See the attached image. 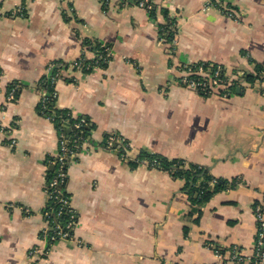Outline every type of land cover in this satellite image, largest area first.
Here are the masks:
<instances>
[{
	"label": "crops",
	"instance_id": "0c3cea01",
	"mask_svg": "<svg viewBox=\"0 0 264 264\" xmlns=\"http://www.w3.org/2000/svg\"><path fill=\"white\" fill-rule=\"evenodd\" d=\"M138 1L0 0V264H254L264 0H152L153 12ZM98 44L112 53L105 66L68 67L95 60ZM203 62L227 80L210 95L180 82L185 66ZM51 77L57 107L86 119L89 135L65 167L75 241L33 255L51 226L48 163L61 150L56 124L39 111ZM113 135L127 158L107 148ZM143 152L183 159L228 186L210 182L195 204L191 184L140 163Z\"/></svg>",
	"mask_w": 264,
	"mask_h": 264
},
{
	"label": "built area",
	"instance_id": "2783aa9c",
	"mask_svg": "<svg viewBox=\"0 0 264 264\" xmlns=\"http://www.w3.org/2000/svg\"><path fill=\"white\" fill-rule=\"evenodd\" d=\"M106 2V1H105ZM138 5L140 7H144L149 11L153 7L152 0H139ZM18 13L20 15H24L22 9H19ZM227 15L233 17V13L231 11H227ZM170 30L172 34L173 41L177 35L178 29L174 25H170ZM107 56L102 57L105 63L109 61V57L112 55L111 51L107 48ZM96 66H100V61L97 59L95 61ZM83 58L78 59L74 63L68 65V67L74 72H83L84 69H90V65H87L86 68L83 67ZM188 76L183 77L180 82L187 87L193 88L204 95H210L214 92L215 88L221 85L226 84L227 80L222 73V67L220 65H214L210 63H199L193 65L185 66ZM55 78H50V83L54 84ZM19 88V84H14L10 90L7 91V99L8 101H13L16 97L17 91ZM51 96L56 98V92H51ZM48 98L46 95L42 96L41 102H48ZM86 123V119H82L81 122L76 124V127L79 128L81 125ZM0 131L3 129L0 128ZM78 139L75 138L73 140V147L69 146V138L63 133L60 132V154L55 158L49 161V165L54 170V174L50 176L49 181L46 185V194L49 201L56 202L59 207L56 211H53V214L47 212V216L50 218L54 216L56 218L61 217L65 210H69L71 213V220L65 223L64 225L57 221L53 227L47 228L42 233L41 241L44 243V247H37L31 253L33 255L37 254L40 251L44 253L48 252L50 245L57 240H66V241H75L73 237V228L75 221L72 218L75 217V212L71 207L70 199L68 196H64V186L66 184V171L65 167L69 160L76 158L77 150L76 144ZM16 144V140L13 139L10 142V145L13 147ZM107 148L111 150H117L119 147L123 149L125 152L122 153V157L125 159L128 157L127 145L125 144V140L121 137L117 136H109L106 141ZM140 162V161H139ZM140 163H144L150 166V162L148 160H142ZM255 214L258 221V232L256 239V254L254 257V264H264V209L262 206L257 205L255 209ZM47 245V248H45Z\"/></svg>",
	"mask_w": 264,
	"mask_h": 264
},
{
	"label": "trees",
	"instance_id": "16d2710c",
	"mask_svg": "<svg viewBox=\"0 0 264 264\" xmlns=\"http://www.w3.org/2000/svg\"><path fill=\"white\" fill-rule=\"evenodd\" d=\"M151 12L155 11L154 7L150 10ZM166 14V13H165ZM95 52L97 54L95 60H88L86 58H83V64L84 68H86L87 65H90V69H84L83 72L87 73L92 71L93 67L95 65V61L99 59L100 61V67L105 66L106 63L100 59V56L106 57L107 56V47L98 44L96 45ZM110 59V57L108 58ZM261 68L257 67V71L259 72ZM261 80H264V75H258ZM16 84L15 82L12 83L8 90ZM41 87L46 91L45 95L48 98V102H40L39 104V111L45 116L50 118L57 126L59 134L60 132H63L67 138H69V146L73 147V140L75 138L78 139L76 144V150L80 149L82 143L87 139L89 135V125L87 123H84L81 125V127L77 128L76 124L81 122L82 118H75L73 114L68 110H61L56 105V98L51 96V92L54 91L53 84L50 83V79L45 78L43 83L41 84ZM67 127L70 129L69 133L66 131ZM141 162L142 160H148L150 162V166L154 168H159L168 171L173 177L176 178H184L186 179L187 183L189 182L191 184L192 189L194 192L198 193V197L193 198V202L195 204L200 205L202 202L207 200V195H205V192L209 189V183L214 182L215 184V191L224 189L228 186L226 182H223L221 180L214 179L206 174L205 171H203L200 167H195L194 165H190L187 161L183 159H177V160H168L165 158H162L156 154L143 152L140 157L138 158ZM139 162H137L138 164ZM54 170L49 169V175H53ZM199 179L203 180L202 183H199ZM65 187V186H64ZM65 189V188H64ZM64 196H68L67 193L64 190ZM59 205L54 202L50 201L48 210L53 213V211H56L58 209ZM71 220V213H69V210H65L64 213L61 215V217L56 218L54 216H51V228L53 225L59 221L63 225ZM72 220H76V217L72 218ZM50 228V230H51Z\"/></svg>",
	"mask_w": 264,
	"mask_h": 264
},
{
	"label": "water",
	"instance_id": "95a60500",
	"mask_svg": "<svg viewBox=\"0 0 264 264\" xmlns=\"http://www.w3.org/2000/svg\"><path fill=\"white\" fill-rule=\"evenodd\" d=\"M69 133V131H67Z\"/></svg>",
	"mask_w": 264,
	"mask_h": 264
}]
</instances>
